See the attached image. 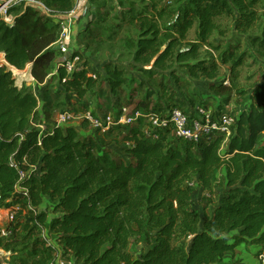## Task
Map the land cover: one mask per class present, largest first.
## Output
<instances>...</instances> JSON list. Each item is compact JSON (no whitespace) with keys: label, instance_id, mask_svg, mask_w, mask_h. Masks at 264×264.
<instances>
[{"label":"trees","instance_id":"trees-1","mask_svg":"<svg viewBox=\"0 0 264 264\" xmlns=\"http://www.w3.org/2000/svg\"><path fill=\"white\" fill-rule=\"evenodd\" d=\"M42 1L54 16L75 9L74 0ZM147 1L153 13L136 15L142 32L135 43V60L143 65L153 60L151 69L161 70L175 61L191 76L209 80L218 77V65L200 60L198 49L216 29L215 19L230 16L234 29L245 33L258 19L255 7L264 11V0H187L174 22L160 29L157 19L165 10H158L155 0ZM9 13L12 26L0 20L5 61L16 70L30 64L38 85L54 78L59 84L53 96L45 86L40 102L25 84L17 86L6 66H0V209L14 214L7 228L10 264H55L58 257L66 263L71 259L72 264H241L225 261L239 244L258 248L256 256L264 250V79L252 88L249 106L237 115L227 141L215 135L194 145L174 138L169 129L157 130V139L147 137L148 116H163L176 106L151 108L146 100L138 102L135 111L140 115L133 126L84 133L91 127L87 120L79 124L82 131L51 121L53 110L60 107L55 103L60 93L81 100L96 87L86 63L71 74L59 65L54 48L59 23L54 16L31 7H12ZM92 23L77 35L81 46L95 38ZM193 26L194 43L174 52L177 41L184 40ZM262 34L254 41L264 48ZM241 58L230 51L221 62L230 61L236 68ZM104 66L110 91L116 95L125 83L123 72L108 63ZM222 83L209 85L223 98L212 116L230 103L232 86ZM120 143L129 164L109 148ZM20 173L26 177L20 178ZM217 187L223 190L207 215L194 199ZM46 201L50 214L40 210ZM43 228L53 243L42 239Z\"/></svg>","mask_w":264,"mask_h":264},{"label":"rangeland","instance_id":"rangeland-1","mask_svg":"<svg viewBox=\"0 0 264 264\" xmlns=\"http://www.w3.org/2000/svg\"><path fill=\"white\" fill-rule=\"evenodd\" d=\"M186 1H154L158 5V10H165V14L157 19L160 29L174 22L177 11L185 5ZM255 9L258 19L254 26L245 33L234 29V21L230 16H222L215 19L216 29L208 42L198 49V58L200 60H204L206 63L213 62L218 65V77L209 80L200 75L197 77L191 76L183 67V64L175 61L168 69L161 70L157 68L151 69L153 60L146 65L135 60V43L142 32L136 15L142 13L150 16L153 13L147 0H112L111 2L103 0L90 2L89 0L84 10L78 12L77 18L72 22L70 33L73 43L71 49L81 51L82 64L86 63L85 68L88 76L89 74L95 75L96 87L81 100L71 93H60L55 101L60 107L53 110L51 122L60 126L81 124V115L88 107H90L93 116L100 118L107 115H110L111 118L120 115L132 116L136 112L138 102L143 100H146L151 108H163L166 105H172L190 113L191 109L189 107L195 104L204 106L206 110L214 112L221 104L220 102L223 98L215 96L210 91L209 85L212 83L219 84L221 81L224 86H232L230 103L222 111L227 110L230 114L237 116L241 111L247 110L252 88L264 79V48L258 45L259 42L254 41L255 38H263L264 11L259 5ZM168 14H170L169 17ZM153 21H156V19ZM88 22H93L90 28L91 30L97 28V33H94L95 38L87 40L81 46L78 43L77 35L85 29ZM194 30L195 26L187 32L184 40L177 41L178 45L174 48V52L189 49V46L195 40ZM165 46L166 43L163 44L160 50H163ZM230 51L242 57L241 64L236 68L231 65L230 61L224 64L221 62V58H224ZM106 63L123 72L125 83L117 89L116 95L111 93L106 80L104 69ZM24 70H26V67L20 71L23 72ZM9 71L14 79L17 77L24 78L21 74L16 77L11 70ZM45 86L53 96L59 84L54 78L39 87L38 90L34 89L33 92L36 93L40 102L44 96L43 89ZM147 94L151 96L147 98ZM64 113L74 115V120L67 123L60 122V117ZM41 127L42 129L44 128V126ZM92 129L90 127L89 134L92 133ZM121 134H125V131ZM117 138L116 143L121 140L120 137ZM107 140L111 143L115 140V136ZM109 148L118 154L125 163H130L131 159L125 155L122 143L117 146L110 145ZM223 173L224 170L219 172V180L223 179ZM222 190V188L217 187L210 194L198 193L194 199V205L199 206L200 211L210 215ZM50 209L51 207L47 203H44L40 208V210L47 211L48 214L51 213ZM10 211L9 209H0L1 229L12 221L14 214ZM50 218L51 216L48 219ZM43 231L44 228L40 230V236ZM20 232V234L23 233L22 231ZM48 237L49 242L50 240L53 242V236L49 234ZM249 247L243 244V249L247 252H249ZM137 248L140 250L145 249L141 245ZM252 251L251 254L255 253ZM262 253H264V250ZM61 261L66 262L65 259Z\"/></svg>","mask_w":264,"mask_h":264},{"label":"built area","instance_id":"built-area-1","mask_svg":"<svg viewBox=\"0 0 264 264\" xmlns=\"http://www.w3.org/2000/svg\"><path fill=\"white\" fill-rule=\"evenodd\" d=\"M74 2L75 9L70 14L54 16L55 14L49 12L42 0H0V20L7 26L14 24L13 16L9 13V9L12 7H31L41 14L57 18L59 35L54 43V48L59 56L57 62L64 68L67 74H71L74 71L80 70L83 62L82 53L75 54V50L71 49V25L73 18L78 12L84 10L89 0H74ZM0 54L3 55L1 52ZM89 76L93 79L95 78L94 74H89ZM212 113L199 105H194L190 113H186L178 107H171L163 116L157 114H150L148 116L150 128L146 130V135L152 139H157V130L169 129L170 134L174 138L194 145L206 143L215 135H221L227 141L235 129L237 116L230 114L227 110L221 111L215 116H212ZM139 115L140 112L136 111L132 116L120 115L111 118L110 115H107L100 118L94 117L91 110H88L81 117L87 120L92 128H99L103 132L112 126H133ZM60 118V122L67 123L74 120V115L64 113ZM126 145L128 146L129 144ZM24 177L26 175L20 173V178ZM46 234L44 230L41 236L49 244ZM63 264H72V262H64ZM257 264H264V253L261 252L257 255Z\"/></svg>","mask_w":264,"mask_h":264},{"label":"crops","instance_id":"crops-1","mask_svg":"<svg viewBox=\"0 0 264 264\" xmlns=\"http://www.w3.org/2000/svg\"><path fill=\"white\" fill-rule=\"evenodd\" d=\"M76 18H77V15L73 18V20H75ZM77 23H78V21H77ZM72 43L73 42L71 41V45H72ZM3 57H4V54H3ZM7 64H6V67L13 72L14 76H16V77L17 76H20L19 73L22 72V71L16 70L14 67L10 66L9 64H8L9 65L8 66ZM2 65L3 64H1L0 66H2ZM28 66H30V64L26 65V69H27ZM29 74H30V69H29ZM15 79L17 80L18 87H21L22 84H25L32 91L34 89L38 90L39 87H42L41 85H38V84H36L33 81L31 75H30V78H29L30 80L29 79H25L24 80L21 77H17ZM72 126L76 127L78 130H81L79 128V124H73ZM45 203H47V201ZM8 225L9 224H7V226H4L5 228H3V229H1V227H0V264H10V258H11V255H12V253H11V247H8V244H9L8 236L10 235V231H8V229H7L8 228ZM7 232H9V234H7ZM233 235H235V234H233ZM47 238H49V237L47 236ZM50 243H53V242L50 240L49 244ZM243 244L244 243L239 244V246L236 248L237 250H235V252H234V254L232 256L231 255H227L225 261H227V262L228 261H233V262H238V263H241V264H257V256H256V254L259 251L258 248H255L253 246H250L248 248L249 249V252H247L246 250L243 249ZM5 247H7V249ZM252 250H254V251H252ZM251 251L252 252H255V253L251 254ZM13 255H16V252H14ZM252 256H254L255 258L254 257L252 258ZM61 260L62 259L60 257H58L56 259L55 264H63L64 262L61 261ZM70 262H72L71 259H70Z\"/></svg>","mask_w":264,"mask_h":264},{"label":"bare ground","instance_id":"bare-ground-1","mask_svg":"<svg viewBox=\"0 0 264 264\" xmlns=\"http://www.w3.org/2000/svg\"><path fill=\"white\" fill-rule=\"evenodd\" d=\"M4 57H3V55L2 54H0V64H3L4 66H6V62H5V60L3 59ZM8 65V64H7ZM9 66V65H8ZM30 66H28L27 67V69L25 70V71H23V72H18L19 73V75L21 74V76L22 77H24L23 79L25 80V79H29L30 78V74H29V68ZM14 69V68H13ZM15 70V69H14ZM17 72V71H16ZM30 80V79H29Z\"/></svg>","mask_w":264,"mask_h":264}]
</instances>
